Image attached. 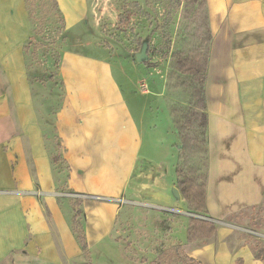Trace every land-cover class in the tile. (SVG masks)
I'll list each match as a JSON object with an SVG mask.
<instances>
[{
    "label": "crops",
    "instance_id": "obj_1",
    "mask_svg": "<svg viewBox=\"0 0 264 264\" xmlns=\"http://www.w3.org/2000/svg\"><path fill=\"white\" fill-rule=\"evenodd\" d=\"M57 1L67 31L89 23L88 0ZM207 4L212 42L205 86L206 206L207 219L216 224L264 202V0ZM32 33L26 0H0V264H150L159 253L136 246L138 259L127 251L138 235L128 237L127 226L137 223L129 215L187 208L175 193L178 158L160 144V133L147 134L146 108L123 90L116 69L124 74L123 65L114 63L118 50L98 43H91L90 52L61 55L65 93L52 144L23 50ZM139 86L142 96L149 93ZM147 144L158 147L155 158L143 154ZM169 225L172 247L181 224L175 219ZM183 230L192 242L190 230ZM178 244L200 264H264V247L230 226H219L191 249Z\"/></svg>",
    "mask_w": 264,
    "mask_h": 264
},
{
    "label": "rangeland",
    "instance_id": "obj_2",
    "mask_svg": "<svg viewBox=\"0 0 264 264\" xmlns=\"http://www.w3.org/2000/svg\"><path fill=\"white\" fill-rule=\"evenodd\" d=\"M170 3V0H88L89 23L77 26L71 32L64 31L54 39L50 33L59 19L52 16L51 13H55V11L50 12L53 1L26 0L33 29L40 22L45 24L43 34H37L33 30L31 38L27 41V43L30 42V52H32L28 55L27 63L40 120L45 126V130L50 134L52 144L57 142L53 134V127L56 112L62 105L65 93L60 77V54L70 49L90 52L91 43H98L104 48L112 49L113 52L118 50L121 57L118 56L114 63L117 65L118 62H121L123 65L124 74L122 75L119 68L116 67L123 90L128 97L137 96L141 107L146 108L144 126L147 128V134L160 133L159 137L162 139L160 144L167 143L169 153L178 158L180 144L169 111V104L175 101H185L186 93L178 89L169 92L166 90V75L170 60L169 56L167 58L164 56V27L167 25L176 47L182 34L188 29L189 31L193 29L191 22L194 7L191 4H184L174 10L171 9ZM144 43H147L149 64L138 62L135 58V54L141 51ZM139 82H141V88L143 87L149 92L145 96L140 93ZM141 110L142 108L139 111ZM139 111L137 110V112ZM171 138H174L176 145L173 146ZM154 148L157 151L156 145L147 144L143 154L153 155ZM153 157L155 158V155ZM62 167L65 171V165ZM173 177L175 178L174 173ZM152 213L147 216L144 211L136 210V215L133 212L129 215L130 223L132 220H137L136 226L134 224V226L126 228L128 237L133 233L138 234L137 236L133 235L134 240L128 242L127 246V251L133 258H140L136 257L137 247L143 246L144 249H151L159 253L154 260L157 259L161 264H164L165 261L160 256L171 248L169 247L172 243L171 237H168L171 228L169 223L175 219L181 225L180 232L176 231L178 233L176 234L177 241L173 242L174 244L185 243V250H187L202 244L206 239L208 225L191 220V216L196 219L208 220L205 216L193 214L187 208L179 207L163 208ZM156 224L161 225V229ZM184 224L186 225L184 226ZM216 224L217 228L230 226L238 233L239 237L247 242L253 241L254 245L264 247V202L229 219L220 220ZM186 227L192 232V242L187 240L188 230H186L187 235H184L183 229ZM257 237L258 239H256ZM146 260L148 261V259ZM166 263L175 264V261ZM177 264L184 263L178 260Z\"/></svg>",
    "mask_w": 264,
    "mask_h": 264
},
{
    "label": "trees",
    "instance_id": "obj_3",
    "mask_svg": "<svg viewBox=\"0 0 264 264\" xmlns=\"http://www.w3.org/2000/svg\"><path fill=\"white\" fill-rule=\"evenodd\" d=\"M53 5L50 12L52 16L59 19L57 25L53 26L52 38L64 33L66 30L65 19L59 8L57 0H52ZM171 9L177 10L184 4L194 7L192 13L193 29L184 32L178 45L175 47L172 35L167 25L164 27V56H169V70L166 75V90H181L186 93V100L169 104V111L173 120L175 132L179 140L178 161L175 169L176 188L185 201L187 210L193 214L209 217L206 206L207 183L209 175V131H208V107L206 100V75L210 59V46L212 32L210 27V16L207 0H170ZM27 7V6H26ZM29 13V12H28ZM29 16L31 14L29 13ZM51 22V19H50ZM167 24V23H166ZM44 23H39L33 30L37 34H43ZM64 38V36H63ZM180 42V44H179ZM26 64L30 52V42L23 47ZM61 55L60 60L61 62ZM149 64V61H145ZM29 71V68H28ZM63 83V81H62ZM64 84V83H63ZM63 101V100H62ZM61 107V106H60ZM61 147H58L60 151ZM58 151V152H59ZM59 155V153L57 154ZM62 160L55 156L54 161ZM237 214L231 215L229 218ZM192 220L208 225V233L204 242L211 238L216 232L215 222L196 219ZM73 227L77 233L79 243L87 252V242L81 222L74 217ZM190 240L193 239L192 232L189 233ZM161 259L175 264L182 261L184 264H200L196 259L188 256L181 244L172 246L167 253L161 254ZM146 262V259H142ZM150 264H161L159 260H153Z\"/></svg>",
    "mask_w": 264,
    "mask_h": 264
},
{
    "label": "water",
    "instance_id": "obj_4",
    "mask_svg": "<svg viewBox=\"0 0 264 264\" xmlns=\"http://www.w3.org/2000/svg\"><path fill=\"white\" fill-rule=\"evenodd\" d=\"M135 58L138 62H145L149 59V55L147 54V43H144L141 51L135 54ZM175 193L179 194L178 190H175Z\"/></svg>",
    "mask_w": 264,
    "mask_h": 264
},
{
    "label": "built area",
    "instance_id": "obj_5",
    "mask_svg": "<svg viewBox=\"0 0 264 264\" xmlns=\"http://www.w3.org/2000/svg\"><path fill=\"white\" fill-rule=\"evenodd\" d=\"M206 218H208V217H206Z\"/></svg>",
    "mask_w": 264,
    "mask_h": 264
}]
</instances>
